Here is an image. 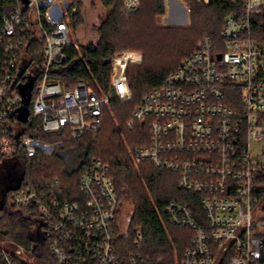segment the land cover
Instances as JSON below:
<instances>
[{"label": "built area", "instance_id": "1", "mask_svg": "<svg viewBox=\"0 0 264 264\" xmlns=\"http://www.w3.org/2000/svg\"><path fill=\"white\" fill-rule=\"evenodd\" d=\"M240 2L241 11L224 18L219 41L204 37L194 54L142 97L127 123L132 127L136 121L145 122L148 129V143L135 148L134 162L148 161L156 170L175 173L180 189L198 197L197 215L188 202L171 201L165 208L170 223L193 232L192 246L180 264H217L230 252V264H262L264 210L253 212L259 163L251 155V143L264 141V44L252 38L251 20L264 0ZM40 7L41 0H28L10 14H0L3 159L50 155L59 147L17 135L15 122H21L28 94L29 118L39 120L45 133L68 128L79 139L86 130L98 128L102 107L112 90H119V81H125L127 64L141 60L133 52L115 54L106 95L98 96L80 82L64 89L53 71L65 62L66 48H79L68 34L77 7L70 0H52L45 10ZM139 7L140 0H122L124 12ZM25 27L31 39L44 41L38 70L30 67V56L23 52ZM16 165H4L21 180L16 190L4 196L0 191V203L2 208H32L40 215L52 264H120L114 250L118 201L106 164L94 159L85 166L78 183L82 201L62 200L58 178L51 186L24 181ZM134 244L137 249L142 246L140 231ZM41 258L38 248H9L0 240V264H40ZM140 260V254L132 253L128 264Z\"/></svg>", "mask_w": 264, "mask_h": 264}, {"label": "trees", "instance_id": "2", "mask_svg": "<svg viewBox=\"0 0 264 264\" xmlns=\"http://www.w3.org/2000/svg\"><path fill=\"white\" fill-rule=\"evenodd\" d=\"M52 0H41L45 10ZM79 8V0H70ZM103 15L93 27L96 41L68 47L66 60L53 77L66 90L79 82L94 94L106 95L112 83V58L122 52H140V64H127L122 90H112L102 107L99 126L86 130L75 139L70 130L45 133L41 122L31 117L25 122H15L17 135H28L44 143L59 144L50 155L37 153L34 157L13 155L0 158V163L20 164L24 181L51 186L56 178L63 190L62 200L82 201L78 190L79 179L85 166L92 160H101L108 166L107 176L112 180L118 201L116 212L114 250L120 264H128L130 254H140L144 264H180L187 249L192 246L193 232L188 227L170 223L165 212L171 201L188 202L194 213L197 196L180 189L177 175L156 170L148 161L134 162L136 147L148 143L145 122L127 123L132 120L134 108L142 97L159 87L167 76L177 70L186 57L194 54L199 42L209 37L219 41L224 18L241 11L240 0H183L188 11L189 25H159L157 20L165 14V0H140L135 12H124L122 0H99ZM22 0H0V14L8 15ZM82 23L79 11L71 18L75 29ZM28 40L23 52L30 56V67L38 70L42 63V38L31 39L29 28H24ZM252 38L264 44V5L252 15ZM35 88V84L33 86ZM32 101L28 103L31 109ZM19 121V120H18ZM16 135V136H17ZM254 196L264 200V164L255 172ZM129 209L127 226L122 231L121 215ZM264 210V205L262 207ZM40 215L32 208H16L10 204L0 209V240L9 248L18 245L31 251L38 248L40 264H52L47 243L42 236ZM142 235V246L137 249L134 240L137 232ZM232 253L224 254L217 264H230ZM264 264V253L262 254Z\"/></svg>", "mask_w": 264, "mask_h": 264}, {"label": "rangeland", "instance_id": "3", "mask_svg": "<svg viewBox=\"0 0 264 264\" xmlns=\"http://www.w3.org/2000/svg\"><path fill=\"white\" fill-rule=\"evenodd\" d=\"M204 1H208V0H204ZM79 2H80L79 4L80 6L79 8H77V10L79 11L82 23L78 25L75 29H73L70 26L68 29V34L70 40L80 46V45H87L89 43H93L96 41V33L93 27L98 23L99 17L103 15L104 9L102 8L99 0H79ZM157 22L159 25H163V26L189 25V15L183 3V0H165V14L159 17ZM132 52L140 55L142 59V54L140 52H135V51ZM122 53H128V52H122ZM122 53H118V54H122ZM140 62L136 64H140ZM124 73L123 75L125 76ZM122 86L119 87L120 92H122L123 95H126L125 91L122 90ZM251 155L257 163L264 164V141L251 143ZM11 167H13V165H11ZM21 167L22 166L20 164L16 165V171L18 173L21 172L22 170ZM6 169L9 170L10 167L7 166ZM263 205H264V200L258 201V203L253 208V212L255 210H260L263 207ZM128 216H129V209H127L125 213H122L121 215L120 226L122 231H124L127 226Z\"/></svg>", "mask_w": 264, "mask_h": 264}, {"label": "crops", "instance_id": "4", "mask_svg": "<svg viewBox=\"0 0 264 264\" xmlns=\"http://www.w3.org/2000/svg\"><path fill=\"white\" fill-rule=\"evenodd\" d=\"M3 176V186L4 187H14L19 184L20 176L14 174L12 169L7 170L6 166L3 164L0 165V176Z\"/></svg>", "mask_w": 264, "mask_h": 264}, {"label": "water", "instance_id": "5", "mask_svg": "<svg viewBox=\"0 0 264 264\" xmlns=\"http://www.w3.org/2000/svg\"><path fill=\"white\" fill-rule=\"evenodd\" d=\"M22 2H23V4H27L28 3V0H22ZM29 90H31V87H30V89ZM29 99H30V94H28V96L25 98V100H24V107L21 109V111H20V116H19V120L21 121V122H25V121H27L28 120V118H29V110H28V108H27V105H28V103H29ZM21 180V179H20ZM19 180V181H20ZM18 188V185H16V186H14V187H9V188H7L4 192H3V196L7 193V191H9V190H16ZM2 208V205H1V203H0V209Z\"/></svg>", "mask_w": 264, "mask_h": 264}, {"label": "flooded vegetation", "instance_id": "6", "mask_svg": "<svg viewBox=\"0 0 264 264\" xmlns=\"http://www.w3.org/2000/svg\"><path fill=\"white\" fill-rule=\"evenodd\" d=\"M2 175L0 176V191L1 192H4L6 189H7V187H4L2 184H3V179H2Z\"/></svg>", "mask_w": 264, "mask_h": 264}]
</instances>
